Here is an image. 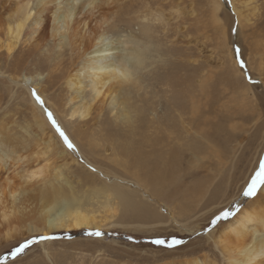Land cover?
<instances>
[{"label":"bare ground","instance_id":"1","mask_svg":"<svg viewBox=\"0 0 264 264\" xmlns=\"http://www.w3.org/2000/svg\"><path fill=\"white\" fill-rule=\"evenodd\" d=\"M110 1L111 0H0V81L1 83L10 84L9 87L13 85H22L24 89H26V91L21 89V96L23 101L32 106L34 120L30 125L37 128V130L34 131L36 133L32 139H35L34 142L40 140L39 142H42L44 145H42V148H39L41 147V143L38 145L39 142H37L32 146V143L29 142L31 143V145L29 144L30 147L37 146V148L35 147V149H32L29 148V146H23V148L26 147V149L20 150L19 148L21 147L19 146V148L11 149L13 147L11 146L10 148L8 139L0 131V227H2L0 230V240L1 233L4 231L3 224L6 223L7 231H5L8 238H11L12 235L10 233L15 227L20 226L24 222V215L27 213L28 209H31L30 206L33 204L34 206H38L33 221L38 223L36 225L42 226V229L33 227L30 233L49 234L59 231L78 232L92 228H124L127 225L137 226V230L151 233L154 232L152 230H155L153 228L159 225L156 224L158 222L157 209L155 210L152 205L146 202L149 200L148 198H146L147 200L145 201L142 197L143 200H141L140 193H142V187L146 186L145 183L143 184L144 180L141 179V182L139 179H137V181L134 178L132 181L137 184L133 185L127 179L125 180L113 174L114 172H107L108 170L105 169L106 167L104 168L103 166L102 168L100 163L102 159L109 165H115V159L110 160V157H113L111 154L115 153L128 159L125 161V164L129 163L130 166L132 163L130 158L133 156L131 151L134 149L132 148L134 146H131L130 143L131 139L138 133L140 128L143 126L147 128V124L150 126V119H153L152 114H158L160 113V108L164 109L166 107L164 104L165 107H163L161 103V98L163 97H160L159 93L153 91L155 86L150 82L158 79L155 76L160 73H158V68L154 67L156 65H162L164 67L165 62L163 55H161V44L157 41L159 36L156 37V35H159V31L163 34H167V30H169L173 20H171V18L167 19L163 13L152 12L147 7L145 10L133 11L135 16H132L131 19L127 18L126 20V16H124L125 18L120 17V15L115 14V11V13L111 12L110 14L112 15L114 13L116 16H110V18L107 16L109 14L108 12V14L106 12H99V7L104 8L106 5L108 6ZM260 1L263 0H232L237 15L236 21L240 28H250L257 24L264 26V13L260 12L263 6L259 8L257 5ZM221 4L220 0H212L213 14H210V17L213 20L214 29L219 35V47H223V49L229 53L232 62L233 54L230 48V42L232 43V41L229 38L228 32H226L225 21H223L220 15L222 10ZM110 7L112 6L110 5ZM179 16H181V14L178 15V19L180 18ZM121 23L127 24V32L130 29L128 35H122V27L119 25ZM135 27L138 29V31L136 30L137 32L134 30ZM178 30L176 38L187 50L191 47H195V49L199 51L200 46L198 41L190 36V30L185 26H179ZM174 43L177 42L174 41ZM201 49H203L204 52L206 50L204 45H201ZM67 53L69 54V58L66 57L68 60L65 58ZM2 60H4L3 63ZM196 62L198 63V60H194V63ZM31 67H34V69L31 70ZM10 70H13L14 76H8L7 73ZM259 70L261 72L264 71V62L260 65ZM45 74H47V78L42 81L40 78ZM164 78L166 80V77ZM195 81L196 80H194V82ZM25 82L29 83V85L30 82H32L33 84L30 87H33L38 92L34 94L30 93L32 90L30 91V89L27 88ZM260 82H262L261 86L264 85V78H261ZM61 83H64V86H61ZM163 84L165 85L166 81ZM167 84L169 83L167 82ZM231 86L234 85L231 84ZM58 87L59 89L56 91L58 94H56V96H59L65 89L68 92V96L62 101L57 100V102H55L57 105L50 104V99L46 98L45 94L47 91H50V89ZM172 87H170V89ZM149 89L150 92L147 91ZM178 94L180 95V93ZM250 95H246L244 98L246 101H250L249 103H251V105L254 103L252 110L255 113V117L264 115V105L258 103L255 94ZM42 96L45 100H48V103L43 100ZM164 98H166V96ZM187 100L186 98V101ZM171 102L167 101L166 104H169L170 107ZM197 103L195 102L193 105L195 106ZM173 105L174 107L172 110L171 108L169 110L164 109V113L160 114L161 116L159 115V120L163 125L167 126L165 127L168 128V131L178 130L180 126H178L177 123L179 121H176V114L174 116V113H179L181 116V124H179L182 125L185 130L188 129L185 128L186 121L183 118L186 117L184 116L186 111L188 112L186 106L181 105V107H179L177 104ZM198 105L195 108L196 110ZM52 111L54 115H57V118H55L62 133H68L69 140L72 138L77 146L78 155H74L71 150L68 149V146L65 147L59 139V137H61L60 132L57 130L54 132L50 127L49 121L53 116ZM191 115L192 118H194L198 114L193 112ZM160 121L156 122L159 123ZM30 125L28 128L29 135V130L32 129ZM151 125L155 124L152 123ZM96 127L100 129V131L97 129L99 132L96 130L98 132L97 134H93V132L90 131L88 132L91 128ZM151 130L153 129L149 131ZM165 133L167 134V131H165ZM169 133L173 135L172 132ZM89 134L94 137L92 140L88 138V136L90 137ZM189 134L191 133L189 132ZM98 135L99 137L101 136V138L104 137L102 142L103 148L98 145H93L92 141L97 139ZM153 135L155 136L157 134L153 133ZM162 135H164V132ZM195 136H197V134ZM146 138L145 136V139ZM167 138H171V136ZM185 139L186 137L183 141H185ZM126 140L127 143H122V141L125 142ZM11 141L13 142L14 139H11ZM173 141L175 140L173 139ZM162 142L165 143L164 140H162ZM20 143L23 144V142ZM171 143L172 142H170V144ZM141 145H139V147ZM145 145L147 144L145 143ZM170 146L173 147V145ZM57 147L59 149H57ZM182 149H180V152ZM100 150H103L104 155H102ZM166 150H168V152L172 151L170 148ZM145 151L147 150L145 149ZM162 151L165 150H161V152ZM161 152H156L157 154H154L158 156ZM152 153L151 155H153ZM165 154L166 153H163V155ZM78 156H81L89 165L106 175L104 180L100 182L103 183L102 187L98 186L100 188L97 189L90 188L89 185V188L86 187L89 181L86 174L81 173L79 169L80 166H85L78 162ZM170 157H172V155ZM179 157L181 158L180 155ZM154 158L156 159L157 157ZM51 161L55 163L60 162L62 164L57 168H52ZM158 161L162 162L161 160ZM158 161H156V163ZM172 161L175 160L172 158ZM163 163L161 164L162 168L163 165L166 164ZM157 164L154 166H157ZM51 168L52 170L48 174L47 169L50 170ZM154 169L155 168H153V172ZM159 170H161V168ZM165 172L166 171H164V173ZM170 173L172 174V171H170ZM161 174L157 172V177L155 178H159L158 175ZM42 175L46 176L42 177ZM133 175H131V177ZM145 175L147 176V173ZM153 176L154 175H152V177ZM78 177L85 178L86 183H83ZM135 177H137V175ZM155 178L153 179L154 181L156 180ZM92 179L93 178L90 177V183L95 184L96 181ZM72 180H74V182H72ZM159 181L161 182V179L157 180V183ZM180 182L181 181H179V184ZM74 183L80 184L75 185ZM92 184H90V186H92ZM152 184H154V182ZM172 184L174 185V183ZM158 186L160 187L159 184ZM163 187L164 186H162V188ZM167 187H170V185ZM150 188L154 189L152 186ZM150 188L148 187V189ZM195 188L196 187H194V189ZM199 188L200 187H198V190ZM177 190H179V188ZM185 190L186 189H181L178 194L181 195V192L183 191L182 193H184ZM261 190L262 191L254 197V199L248 200L250 199L249 197L244 200L245 205L234 212V218L232 220L228 221L222 228H218L208 234L206 236L207 239H202L205 240L207 246L205 244L202 245L203 247H201V245L196 246V249L188 253V258L184 260H171L162 264H264V188ZM186 191L188 193L189 188ZM145 192H147V190ZM192 192L195 196L196 194L194 193L199 191L196 189V191L194 190ZM150 193L154 195L159 205L160 202L162 204L165 203L167 206L172 203L170 208L173 209V212L178 208L179 212L176 213L177 217L175 219L182 225L185 232L192 233L200 230V224L210 219L212 214L207 212L209 210L208 205L210 202L215 203L218 190L211 195L209 201L205 202L206 204L209 203L207 205L204 204L202 206L203 208L200 207L201 200H203L202 198L200 199V197V200H196V204L193 205V203H195L193 201L194 197H192L193 195L190 192L192 199L190 198L189 202L192 203L191 201H193V203L192 206L188 208L187 206H181L179 204L173 205L174 201L171 203L168 201L173 195L169 197V199H167L166 196L168 197L169 194L171 195L172 193L175 194L174 192H168L169 194L166 195L164 191L166 196L162 194L155 195L153 192ZM187 193L185 194L187 195ZM184 195H181V197L183 196V198H186ZM143 196H147L146 193L143 192ZM229 199L227 207L232 203L233 196L231 195ZM185 200L182 199L183 202H186ZM177 201L178 200H175V203H177ZM182 201L180 202L182 203ZM186 204L188 205V201ZM206 206L208 208L207 211ZM158 227L166 228L162 225ZM76 244L77 243L74 245ZM71 245H73V243ZM183 249L182 252L177 251L178 254H186L191 250V248ZM211 254H214L217 259L213 258L214 260L211 261Z\"/></svg>","mask_w":264,"mask_h":264},{"label":"rangeland","instance_id":"2","mask_svg":"<svg viewBox=\"0 0 264 264\" xmlns=\"http://www.w3.org/2000/svg\"><path fill=\"white\" fill-rule=\"evenodd\" d=\"M220 1L222 3L221 4L222 10L220 12V15L223 21H225L224 23L226 25V32H228L229 38L232 41V43L230 42L231 46L229 44L233 54L232 62L229 53L225 51L223 47L221 46L219 47V43H220V40L218 39L219 35L214 29V25H213L214 23L210 17V14H213L212 0H114V2L113 0H111L108 5L109 7L107 5L104 8L99 7L100 13L102 12L109 13V14L107 13L108 17L114 16L116 14V15H120V17L126 16V18L124 17L126 20L127 18L131 19L132 16L134 17L135 16L134 12L138 10H145V8L147 7L150 11L155 13H159V12L163 13L167 19L171 18V20H173L171 22V26L169 30H167V34H163L158 30L159 35H156V37L159 36L157 41L158 43L161 44V50H162L161 55H163L165 62H164V67L162 65H156L154 67V68H158L157 69L158 73L159 72L160 73L157 74V76H155L158 79L149 82L153 83L152 85L155 86V89H153V91L159 93L160 97H163L161 98L162 99L161 103L162 105L163 104L166 105V107L163 105V107H165L164 108L165 110H169L170 108L172 110V108L174 107L173 104L175 105L177 104V106L179 107H181V105L186 106L188 112L186 111V113L184 114V116L186 117L183 118L186 121L185 128H188L186 129L187 131L184 129L182 125H180L181 116L179 115V113H174V116L176 114V117L178 119L176 117L175 119L176 121H179L177 124L180 127L178 128V130L175 129L176 130V131L174 130L175 132L168 131V128H166L167 126L163 125L159 120V117L161 116L160 114L164 113L165 111L163 108L159 107L160 109L159 108L158 109L160 110V113L152 114L153 119H150L151 120V123H149L150 126L148 124L146 126L148 129L143 126L142 128H140L138 133L133 136V138L130 141L131 146H134L132 147L134 149L131 148L133 150L131 151L133 153L132 154L133 156L130 158L132 162L130 164L131 167L129 166V163L125 164V161L128 159L124 158L122 155L119 156L115 153L111 154L113 157H110V160L115 159L116 166L109 165L107 162L103 161L102 159L100 163V166H102V168L103 166L104 168L106 167L105 169L108 170V171L106 170L107 172L109 173L114 172L113 174H116L117 176L125 180L127 179L133 185L137 184L135 182L133 183L132 180L134 178L136 180L139 179V181H141V179L144 180L143 184L145 183L146 186L144 187L141 186L142 187V193H140L141 200H143L142 197L144 198L145 201L147 200L146 198L149 199L146 202L152 205L155 208V210L157 209L156 211H158V222L156 224L162 225L166 228L163 227L159 228L158 227L159 225H157L156 228H153L155 230H152L154 232L151 233L147 231H139L136 229L137 226H129V225H127L124 228L121 227L111 228V229L92 228L78 232L59 231V232H52L49 234L30 233L31 228L33 227H35L36 229H42V226L36 225L38 223H35L33 221V217L35 216L34 214H36L35 212H37L38 210V206L37 205L34 206L33 204L30 206L31 209H28L27 213L24 215L25 218L24 222L20 226L15 227V229H13V231L10 233L12 235L11 238H8L7 236L6 223L3 224L4 231L1 233V240H0L1 241L0 264H123V263L162 264L164 262H169L171 260H177V259L184 260L185 258H188L189 256L188 253L196 249V246L201 245V247H203L202 245L205 244V240H202L203 238L207 239L206 236L208 234L212 233L218 228H222L228 221L232 220L234 218V212L236 210H239L241 207H243V205H245L244 200H246V198L250 197V199L248 200L254 199V197H256L262 191L261 189L264 188V184L260 185L252 196L244 195V193L251 186L252 180L255 178L257 173L260 172L261 167L264 166V115L260 117L258 116L255 117V113L252 110L254 103L253 105H251V103H249L250 101L248 100L246 101L244 97L246 95L255 94L258 103L264 105V101H263L264 85L261 86L262 82H260V79L264 78V71L261 72L259 70L260 65L264 62V46H263L264 44H261L264 43V26L257 24L256 26H252L250 28L248 27L240 28L238 22L236 21L237 15L234 10L232 0H220ZM263 4H264V0L260 1L257 4L259 8L263 6V9L261 8L260 10V12L262 13H264ZM110 5L112 7H110ZM119 8H121L122 10ZM111 12H114L115 14L113 13L111 15L110 14ZM179 14H181V16H179L180 18L178 19ZM119 25L122 27L121 29L123 31L122 32L123 36L128 35L130 33V29L127 32V27H126L127 24L121 23ZM179 26L182 27L185 26L190 30V36L193 39H197L198 41V44L200 46L199 51L195 49V47H191L189 50H187V48L176 38L179 31L178 30ZM134 30L138 31L137 27H135ZM174 41L177 43H174ZM201 45L205 46L206 49L205 52L203 49H201ZM67 54L65 55V58L66 57L69 58V54L68 56ZM194 60L196 61L198 60V63L197 62L194 63ZM3 62L4 60H2V63ZM33 69L34 67H31V70ZM7 74L8 76L15 75L13 70H10ZM158 75H160L161 77ZM41 77L42 78L40 79L44 81L47 78V74ZM164 77H166V80ZM194 80L196 81L194 82ZM165 81L166 84L164 85L163 83ZM175 81L177 86L175 84ZM167 82L169 84H167ZM26 84L25 85L27 86V88L30 89V91L32 90L30 93L34 94L35 92H38L33 87L32 88L30 87L33 84L32 82H30V85L29 83ZM231 84L234 86H231ZM0 86H1L0 87L1 89L0 90V131L8 139V145L10 146V148L11 146L13 147L11 149L19 148L20 146L21 147L19 148L20 150L26 149V147L23 148V146H27V147L29 146V148L32 149H35V147L37 148V146L32 147L34 143L40 141L39 140L37 142H34L35 139H32V137L36 133L34 131L37 130V128H34L33 125H30L34 120L32 106L27 102L23 101V98L21 96L22 90L26 91V89H24L22 85L19 86L13 85L11 86L12 87L11 88L9 87L10 84L1 83V81H0ZM61 86H64V83H61ZM170 87L172 88L170 89ZM57 89H59V87L52 88L50 89V91H47L45 94L46 98L50 99L49 101L50 104L57 105L55 103L57 102V100L62 101L64 98L68 96V92L66 89L59 96H56V94H58V92H56ZM147 91L150 92V89ZM178 93H180V95ZM257 94L260 95L258 96ZM165 96L166 98H164ZM42 98L46 103H48L47 99L45 100L43 96ZM186 98L188 99L187 101ZM167 101L169 102L172 101L171 102L172 104L170 103L172 107L171 106L169 107V104H166ZM195 102L197 104L194 106L193 104H195ZM197 105L198 108L196 110L195 108L197 107ZM249 105L251 106V108ZM193 112H196L198 114L195 116L196 118L195 117L192 118L191 114ZM52 114L53 116L49 121L50 127L53 129L54 132L55 130L59 131L61 137H59L56 133L55 134L59 137L61 143L65 147L71 144V147L68 146V149H70L74 155H78L77 153L78 148L75 145L74 141L72 140V138L71 140H69L68 133L61 135L62 131L56 120L57 115L56 114L54 115L53 111ZM156 121H160V122L158 123ZM152 123H154L155 125H151ZM29 125L32 127V129L29 130L30 135L28 134ZM97 129L100 131L99 127H96V128H91L90 130H88V132L90 131L93 132V134L95 133L97 134L99 132ZM150 129L153 130L149 131ZM165 131H167V134H170L169 132H172L173 135L170 134L169 136H166L167 134L165 133ZM163 132L164 135L166 134L165 136L162 135ZM177 132L184 134H178ZM189 132L191 134H189ZM153 133L157 135L154 136ZM193 133H196L197 136H195L196 134ZM175 134L178 135L176 136ZM145 136L147 137L146 139ZM170 136L171 138H167ZM185 137L186 139L185 141H183ZM88 138L92 140L94 137L90 135V137L88 136ZM175 138L178 140H176ZM11 139H14V141L12 142ZM173 139L175 141H173ZM103 140L104 137L101 138V136L99 137L98 135L97 139H94L95 142L94 141L92 142L93 145L95 146L98 145L99 147L103 148V143H102ZM162 140H164L165 143L162 142ZM137 141H139L140 143ZM20 142H23V144ZM29 142L32 143L31 147H30L31 143ZM170 142L172 143L170 144ZM178 142L179 144L180 143L181 144L179 145ZM16 143L19 145H17ZM122 143H127V140L125 142L122 141ZM145 143L147 145H145ZM39 144L41 146L39 148H42L44 146L42 142H39L38 145ZM169 144L173 145V147L170 146ZM139 145H141L143 148L141 146L139 147ZM165 146L166 147L168 146L172 151L168 152V150L166 149L169 148L168 147L166 148ZM182 146L183 147L186 146V147L183 148ZM57 149L59 148L57 147ZM145 149L147 151H145ZM180 149H182L181 152ZM161 150H165V151L161 152ZM100 151L102 155H104L103 150ZM156 152H161V153L160 155L158 154V156H156L157 154ZM190 152H192L193 154ZM151 153L153 155H151ZM163 153L166 154L163 155ZM170 154L172 155V157H170L171 156ZM145 155L148 156L146 157ZM179 155L181 156V158L179 157ZM154 157L157 158L155 159ZM164 158H167L168 160ZM172 158L175 161H172ZM158 160H161L162 162ZM135 161L136 162L139 161V162L136 163ZM156 161H158L157 162L158 164L156 163ZM78 162L81 165L85 166V167L80 166L79 169L81 170V173L86 174V177L88 178L89 184H87L86 187L87 188L92 187L96 189L102 187L103 183L100 182L104 180L106 175H104L101 171L97 170L95 167L89 165L81 156H78ZM51 163H52V168H57L62 164L60 162L55 163L52 161ZM162 163L163 164L166 163L165 165H163V168L161 167ZM156 164L157 166H154ZM194 166L195 167L198 166V167L195 168ZM168 167L170 168V170ZM52 168L50 170L47 169L48 174L50 173ZM142 168L145 170H143ZM153 168H155L154 172H153ZM160 168L161 170H159ZM147 171L148 172L151 171L150 172L151 174L148 173ZM164 171L168 173L166 172L164 173ZM170 171H172V174L170 173ZM157 172L158 174L162 173L161 175H158L159 178H155L157 177ZM146 173L147 176L145 175ZM135 174L137 175V177H135L136 176ZM168 174L171 177H169ZM131 175H133L134 177L132 176L133 177L132 178ZM152 175L154 176L152 177ZM44 176L42 175V177ZM144 176L147 177L148 179L145 178ZM90 177L93 178L92 180L96 181L95 184L90 183ZM110 178L113 179L112 177ZM154 178L156 179L155 181L153 180ZM80 179L83 183H86L85 178H80ZM160 179L161 182L159 181L160 183L159 182L157 183V180ZM150 181H153L155 185L152 184L153 182ZM179 181H181L180 184ZM72 182H74V180H72ZM171 182L174 183V185ZM74 184L79 185L78 183H74ZM90 184H92V186H90ZM158 184L160 185L161 188L162 186H164L165 188L163 187L161 189L158 186ZM169 185L171 188L167 187ZM151 186L155 190L150 188ZM193 186L196 188L194 189ZM148 187L150 189H148ZM198 187H200L199 190ZM176 188L177 189L179 188V190H177ZM183 188L186 190H188L189 188V191L188 193L186 190L184 193H182L183 192L182 191L181 195L187 193V195L190 196H187L185 194L184 197L186 196V198H183V196L181 197V195L178 194L180 193L181 189L184 190ZM163 189L166 195L169 194L168 192L170 193L174 192L175 194L173 193L171 195L169 194V196L167 197ZM193 189L195 191L196 189L197 191H199L197 193H194L196 194L195 196L193 195L192 192L194 191ZM146 190L147 192H145ZM217 190L218 193L216 194L215 197L216 199L215 203L210 202V204L208 205L209 210L207 206H206L207 209L205 208L206 211L208 210L207 211L208 213L212 214L210 216V219L200 224V230L192 233L185 232L184 229L182 228V225L179 224L178 221L175 219L177 217L176 213L179 212V209L177 208V210L173 212V209L170 208V205L172 204L171 202L174 201L173 205L179 204L181 206H187L188 208L189 206H192L193 201L194 202L196 200L199 201L202 198L203 200H201L200 207L203 208L202 206L206 204L205 202L209 201L211 195H213ZM156 191L158 192V194ZM143 192L146 193L147 196H143ZM150 192H153L155 195L162 194L163 196H166L167 199H169V197L173 195L168 200L170 201L171 204L167 206L165 203L162 204L160 202L159 205L155 200L156 198L154 197V195H152ZM189 192L193 195L192 197H194L193 201H191L192 203L189 202L190 198L192 199L191 194ZM231 195L233 196V201L227 207L229 203L228 201L230 200L229 197ZM173 197L175 198V200H178L177 203H175ZM182 199L184 200L186 199L185 200L186 202H183ZM180 201H182V203ZM187 201H188V205L186 204ZM196 202L193 203V205H195ZM183 203H185L186 205ZM225 213L228 214L226 217H225ZM1 229L2 227H0V230ZM96 233H99V235H96ZM156 241H162V243H156ZM25 243H27L29 246L25 248V250L22 253L17 255L16 254L17 249ZM72 243L73 245H71ZM75 243L77 244L74 245ZM183 248H187V249L191 248V250L188 251L186 254L185 253L178 254V252H182L184 250ZM213 258L217 259V257L214 254H211L210 260L213 261L214 260Z\"/></svg>","mask_w":264,"mask_h":264},{"label":"snow or ice","instance_id":"3","mask_svg":"<svg viewBox=\"0 0 264 264\" xmlns=\"http://www.w3.org/2000/svg\"><path fill=\"white\" fill-rule=\"evenodd\" d=\"M61 135H63V133H61ZM66 139V138H65ZM69 147H71V144L68 145ZM264 184V166L261 167V170L260 172L257 173V175L255 176V178L252 180V183H251V186L248 188V190L244 193V195L246 196H252L257 188ZM228 214L225 213V217L227 216ZM96 235H99V233H96ZM47 239V238H46ZM156 243H162V241H156ZM29 245L27 243L23 244L22 246H20L18 249H17V255H19L20 253H22L25 248H27Z\"/></svg>","mask_w":264,"mask_h":264}]
</instances>
